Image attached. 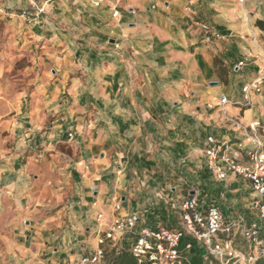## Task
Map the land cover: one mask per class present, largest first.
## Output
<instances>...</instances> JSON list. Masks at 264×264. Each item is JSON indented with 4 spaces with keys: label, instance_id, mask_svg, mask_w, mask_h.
<instances>
[{
    "label": "crops",
    "instance_id": "1",
    "mask_svg": "<svg viewBox=\"0 0 264 264\" xmlns=\"http://www.w3.org/2000/svg\"><path fill=\"white\" fill-rule=\"evenodd\" d=\"M95 1L0 0L18 18L12 48L29 54L30 74L14 145L0 148V264H76L113 218L174 227L184 198L218 184L221 213L248 216L249 185L231 173L217 182L203 149L207 135L239 157L252 147L229 119L264 132V78L251 105L219 103L264 73V32L247 35L250 12L264 20V0ZM201 23L221 37L206 42ZM45 150L54 152L41 162ZM134 237L106 248L108 260Z\"/></svg>",
    "mask_w": 264,
    "mask_h": 264
},
{
    "label": "built area",
    "instance_id": "2",
    "mask_svg": "<svg viewBox=\"0 0 264 264\" xmlns=\"http://www.w3.org/2000/svg\"><path fill=\"white\" fill-rule=\"evenodd\" d=\"M94 4L98 5V0ZM35 11L41 10L35 8ZM117 13L113 11L114 16ZM21 14L27 16L30 22H36L37 16L29 9ZM199 26L206 42L221 37L219 33H210L207 23ZM243 64V60L237 63L238 66ZM263 78L264 73L245 84L238 99L221 96L220 105H251L252 92L261 91L260 81ZM229 120L240 127L252 147L243 150L244 154L239 157L229 150L227 141L207 135L203 154L206 168L217 182L231 173L249 185L253 198L247 206V217L223 216L219 200L224 197V191L220 187L211 194L194 190L178 206L174 227H137L139 215L136 213L115 217L97 236L96 250L81 256L76 264H117L108 260L106 248H116L132 231H135V237L127 252L136 264H256L264 255V132H259L260 123L257 121L243 125ZM27 130L32 129L28 127ZM68 137L71 138L72 134L68 133ZM101 218L102 215L98 214L97 221ZM196 256L200 261H192Z\"/></svg>",
    "mask_w": 264,
    "mask_h": 264
},
{
    "label": "rangeland",
    "instance_id": "3",
    "mask_svg": "<svg viewBox=\"0 0 264 264\" xmlns=\"http://www.w3.org/2000/svg\"><path fill=\"white\" fill-rule=\"evenodd\" d=\"M251 18L255 21V13L250 12ZM251 18L248 17V34L251 38L256 37V27L252 23ZM18 18L7 11L5 7L0 8V148L1 145L6 141V145L13 146L11 142L12 138H9L12 133L11 129L14 125L21 121L20 116L24 114L27 109V101L29 99L27 80L30 74L27 73V65L29 62V57L27 52H22L16 48H12L13 37L15 36V29L17 28ZM24 92V93H23ZM23 95V96H22ZM31 127L26 126V129ZM9 138L11 140H7ZM14 142L17 139L13 140ZM62 140H59V142ZM56 142V145L59 144ZM12 144V145H11ZM59 152H69L72 154L69 147L60 145L56 148ZM54 151H42L41 156L39 152L35 155L38 160L45 161L51 159L49 153ZM63 157V156H61ZM55 165V163H54ZM53 170V169H51ZM218 186L222 188V185ZM47 194V193H46ZM247 196L248 192L245 193ZM48 195V194H47ZM50 195V194H49ZM51 196V195H50ZM223 216L230 217L233 209L226 207H221ZM49 211H36L34 218L39 219L44 218ZM198 254V251H197Z\"/></svg>",
    "mask_w": 264,
    "mask_h": 264
},
{
    "label": "trees",
    "instance_id": "4",
    "mask_svg": "<svg viewBox=\"0 0 264 264\" xmlns=\"http://www.w3.org/2000/svg\"><path fill=\"white\" fill-rule=\"evenodd\" d=\"M255 26H257L261 31L264 32V20L257 19L255 21ZM111 261L112 263L117 264H136L134 258L125 251L120 252ZM256 264H264V255L256 261Z\"/></svg>",
    "mask_w": 264,
    "mask_h": 264
}]
</instances>
